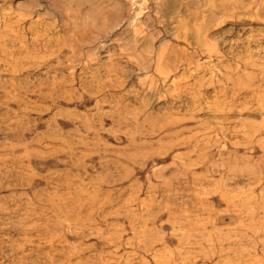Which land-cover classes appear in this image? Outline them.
Here are the masks:
<instances>
[{"label": "rangeland", "instance_id": "obj_1", "mask_svg": "<svg viewBox=\"0 0 264 264\" xmlns=\"http://www.w3.org/2000/svg\"><path fill=\"white\" fill-rule=\"evenodd\" d=\"M0 264H264V0H0Z\"/></svg>", "mask_w": 264, "mask_h": 264}]
</instances>
